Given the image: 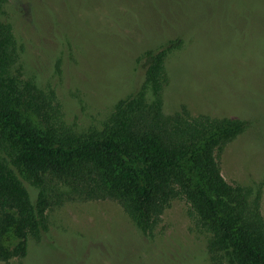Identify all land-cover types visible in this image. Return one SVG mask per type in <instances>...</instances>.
<instances>
[{
	"label": "rangeland",
	"instance_id": "1",
	"mask_svg": "<svg viewBox=\"0 0 264 264\" xmlns=\"http://www.w3.org/2000/svg\"><path fill=\"white\" fill-rule=\"evenodd\" d=\"M17 2L26 75L53 88L69 122L81 126L138 89L143 50L184 38L168 61L165 111L185 105L195 115L246 120L219 157L228 181L261 184L264 214V0ZM187 207L175 199L149 239L116 200H68L51 210V251L32 252L24 264H209Z\"/></svg>",
	"mask_w": 264,
	"mask_h": 264
},
{
	"label": "trees",
	"instance_id": "2",
	"mask_svg": "<svg viewBox=\"0 0 264 264\" xmlns=\"http://www.w3.org/2000/svg\"><path fill=\"white\" fill-rule=\"evenodd\" d=\"M17 1L0 0V260L50 252L51 210L68 200H116L151 239L181 198L209 264H264L261 184L228 181L219 157L246 120L165 111L168 61L184 38L143 50L138 89L81 126L53 88L26 75Z\"/></svg>",
	"mask_w": 264,
	"mask_h": 264
}]
</instances>
